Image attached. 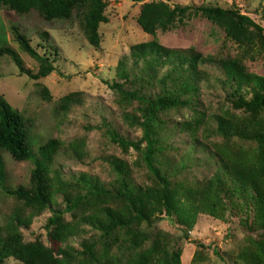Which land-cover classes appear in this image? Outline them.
<instances>
[{
	"label": "trees",
	"instance_id": "16d2710c",
	"mask_svg": "<svg viewBox=\"0 0 264 264\" xmlns=\"http://www.w3.org/2000/svg\"><path fill=\"white\" fill-rule=\"evenodd\" d=\"M106 8L103 0H0V10L27 16L47 28L72 29L78 26L88 45L94 48L100 44L99 27L107 22ZM186 14L199 15L224 26L227 34L242 44L241 58L222 59L220 64L223 81L231 91L232 106L253 118L244 124L225 116L215 117L214 133L225 140L237 138L239 141L256 142L260 146L259 159L250 161L233 148L213 150L210 154L215 159L216 170L211 180L200 183L196 188L171 187L168 178L155 166L162 146L159 132L163 123L159 114L190 107L203 79L199 66L212 63L214 59L203 57L192 48L170 49L153 40L132 46L129 57L139 71L138 75H145L149 84L157 82L162 86L161 92L148 96L138 91L126 92L118 83L111 85L112 89L142 106V120L129 115L125 117L142 129L139 141L146 144L145 148L141 149V143L124 139L110 128L106 132L122 148H134L141 152L142 161L160 187L155 195L157 207L137 186L127 182L124 164L115 162L112 163L117 175L114 188L102 187L98 180L82 175L75 183L78 193L64 195L62 208L54 207L45 173L67 146L58 139L42 141L34 134V123L0 96V186L23 209H28L27 215H23L25 211L15 209L6 219L0 220V264H113L107 256L112 254L114 243H119L115 254L122 264L126 256L133 264H179L178 253L170 248L171 240L167 236L158 234L154 238V232L138 230L137 226L141 224L150 226L156 211L185 227L182 229L184 238H187L199 215L220 218V215L229 213L248 231L239 251L242 264H264V120L259 116L264 112V75L248 72L243 63V58L254 51L262 56L264 62V30L242 14L235 4L230 9H222L201 6L170 8L165 4L152 3L143 7L137 24L144 33L155 36L158 29L165 30ZM11 32L20 50L37 62L38 71L33 73L25 69L21 58L8 46L0 45V58L8 57L20 75L34 81L58 72L56 50L43 43L39 44V53L31 46L27 33L23 34L16 28H12ZM40 37L47 40L48 34L43 32ZM126 65L125 60L119 64L118 74L127 81ZM158 69H165V73L159 75ZM171 86L174 88L171 89ZM41 96L51 102L47 89H42ZM80 96L79 93H71L60 99L55 105V114H65L79 102ZM179 129L194 138L192 147L196 149L198 144L195 143L199 142L197 135L207 127L205 121L197 117L180 123ZM80 146L78 143L71 144L67 152L80 159ZM202 147L205 149V146ZM4 154L16 162L32 163L28 187L10 188L5 185ZM82 190H86L83 195ZM88 198L98 203L93 213L83 215L73 228L64 224L65 214L80 208ZM107 198L118 199L119 206L115 203L102 205ZM40 210L50 214L44 228L50 241L55 243V250L45 247L38 239L23 241L21 229L29 227L33 218L40 215ZM82 225L91 227L97 234L91 239L84 238L79 244L81 250L76 252L66 243L69 238L80 235ZM58 242L66 244V248L58 247ZM213 253L224 261L218 249L214 248Z\"/></svg>",
	"mask_w": 264,
	"mask_h": 264
},
{
	"label": "rangeland",
	"instance_id": "374dc122",
	"mask_svg": "<svg viewBox=\"0 0 264 264\" xmlns=\"http://www.w3.org/2000/svg\"><path fill=\"white\" fill-rule=\"evenodd\" d=\"M107 4L105 16L107 22L99 27L100 44L98 48L89 46L78 26L72 29H55L39 25L27 16H17L5 9L0 10V45L11 48L21 58L24 68L33 73L38 71L35 60L23 53L12 37V28L21 33H27L31 46L41 53L39 44H47L57 51L56 66L58 72H53L45 79L30 80L20 75L16 66L8 57L0 58V96L14 109L20 111L27 119L34 123V134L42 141L58 139L69 146L78 143L81 146V158L63 150L53 163L47 167L45 173L46 184L52 194V205L63 206L66 194L77 192V180L80 176L98 180L105 188H114L117 175L113 162L122 163L126 168V180L141 190L150 203L155 204V195L160 191L152 174L142 161L140 151L134 148H122L114 143L106 129L114 130L120 137L135 143L142 138V129L133 124L125 116L138 119L141 117L142 106L111 88L118 83L126 92L138 91L152 96L158 95L162 86L149 84L145 75H138L139 71L133 66L129 57L130 48L142 43L156 40L160 45L170 49L192 48L203 57H212V63L200 64L199 70L203 79L199 82V91L188 108H178L163 111L159 114L162 120L160 133L161 151L156 156L157 169L164 174L172 188H196L213 178L216 170L215 159L211 152L218 149H236L250 161L259 159V147L256 142L239 141L237 138L225 140L215 134V117H227L231 121L247 124L253 118L242 110L235 109L230 101L229 86L223 81V71L220 62L227 59L241 58L242 44L229 36L224 26L194 14H186L175 21L165 30L158 29L155 36L142 31L137 19L144 6L155 3L173 6L217 7L230 9L233 4L244 15L250 17L264 30V0H103ZM46 32L47 40L40 37ZM244 66L248 72L257 76L264 75L263 58L254 51L244 58ZM125 60L126 73L129 80L120 78L119 64ZM142 65V62H141ZM165 73V69H158V74ZM49 92L51 102L41 96L42 89ZM171 89L174 86L170 87ZM79 93V102L63 114H55V105L63 97ZM246 97L249 99L248 94ZM264 120V112L260 113ZM201 117L205 121L206 130H202L197 138L199 142L193 149L194 138L182 133L179 124ZM141 143V149L145 148ZM202 146H205L203 149ZM5 166V185L10 188L28 187L31 162H16L9 155L3 156ZM86 190H82V195ZM78 193V192H77ZM119 206L116 198H107L102 205L113 204ZM91 198L72 213L65 214L64 224L74 227L75 223L85 214H92ZM15 209L25 211L12 196L3 191L0 186V220L6 219ZM35 214V213H34ZM48 211L40 210L27 228L21 229L24 242L40 240L43 245L53 250L56 245L47 236L45 223ZM150 226H137L140 232H154V238L167 236L171 240L170 248L178 253L179 264H242L239 251L242 249L248 231L237 218L226 213L220 218L199 215L191 231L184 238L182 229L174 220L166 215L158 214L150 221ZM80 235L68 239V247L76 252L80 251L79 244L85 239L96 237V231L91 227L81 226ZM157 238V237H156ZM58 247L66 248V244L56 243ZM119 243L111 246L112 254L107 258L113 264H122L117 260L116 249ZM172 245V246H171ZM202 246V248H198ZM218 249L222 261L213 250ZM80 260V256H77ZM126 256L123 264H133Z\"/></svg>",
	"mask_w": 264,
	"mask_h": 264
}]
</instances>
